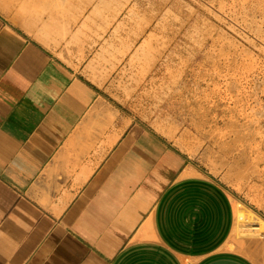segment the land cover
Listing matches in <instances>:
<instances>
[{
  "label": "crops",
  "instance_id": "obj_1",
  "mask_svg": "<svg viewBox=\"0 0 264 264\" xmlns=\"http://www.w3.org/2000/svg\"><path fill=\"white\" fill-rule=\"evenodd\" d=\"M158 16L0 0V264H264V203L156 118Z\"/></svg>",
  "mask_w": 264,
  "mask_h": 264
},
{
  "label": "rangeland",
  "instance_id": "obj_2",
  "mask_svg": "<svg viewBox=\"0 0 264 264\" xmlns=\"http://www.w3.org/2000/svg\"><path fill=\"white\" fill-rule=\"evenodd\" d=\"M157 4L171 114L156 118L195 161L264 203V0Z\"/></svg>",
  "mask_w": 264,
  "mask_h": 264
}]
</instances>
